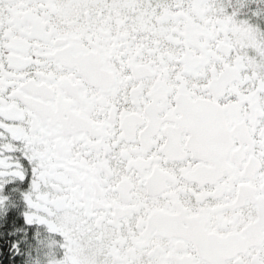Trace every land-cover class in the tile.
I'll list each match as a JSON object with an SVG mask.
<instances>
[{
  "label": "snow or ice",
  "instance_id": "1",
  "mask_svg": "<svg viewBox=\"0 0 264 264\" xmlns=\"http://www.w3.org/2000/svg\"><path fill=\"white\" fill-rule=\"evenodd\" d=\"M250 2L0 0L13 256L44 226L63 249L46 264H264V8L240 18Z\"/></svg>",
  "mask_w": 264,
  "mask_h": 264
},
{
  "label": "flooded vegetation",
  "instance_id": "2",
  "mask_svg": "<svg viewBox=\"0 0 264 264\" xmlns=\"http://www.w3.org/2000/svg\"><path fill=\"white\" fill-rule=\"evenodd\" d=\"M233 2H235V0H233ZM258 8H264V0H252V2H250L246 8L241 9L240 18L251 17L252 10ZM251 18L253 22L258 23L259 27L264 29V19L257 17H251ZM11 184L15 185L16 182L12 181ZM5 187L8 188L9 186L6 185ZM26 190H27V185H21L15 193L17 198V206L14 211H16L17 214H19L20 219H22V217L20 216V212L22 211L23 208V201L22 199L19 198H20V194ZM32 229L34 230L33 241L35 246L32 248L34 252L33 253L32 251L29 252L31 257L35 258L36 260H41L49 257H54L55 259L62 258L63 249L60 247V242L62 238L59 237L58 234L47 233L46 229H44V226H33ZM24 241H25L24 239L21 240L20 248L21 245L24 243Z\"/></svg>",
  "mask_w": 264,
  "mask_h": 264
},
{
  "label": "trees",
  "instance_id": "3",
  "mask_svg": "<svg viewBox=\"0 0 264 264\" xmlns=\"http://www.w3.org/2000/svg\"><path fill=\"white\" fill-rule=\"evenodd\" d=\"M10 217H16L18 220L20 219L19 214L16 211H12L10 213ZM19 227L18 224L14 223H4L3 220H0V233L3 235L0 236V239L4 240V243L0 245V248L3 249V255L0 256V264H35L36 259L31 257L29 252L32 251V248L35 246L33 238L30 239L25 235L24 243L21 245V252L19 255L13 256L8 248L10 247L12 240H17L22 236L20 232H15L13 235L9 236L8 233L12 232L14 228ZM32 233H34L33 229H30ZM24 235V234H23ZM29 255V256H28Z\"/></svg>",
  "mask_w": 264,
  "mask_h": 264
},
{
  "label": "rangeland",
  "instance_id": "4",
  "mask_svg": "<svg viewBox=\"0 0 264 264\" xmlns=\"http://www.w3.org/2000/svg\"><path fill=\"white\" fill-rule=\"evenodd\" d=\"M47 259L48 258H44V259H41L40 261L42 262V264H46Z\"/></svg>",
  "mask_w": 264,
  "mask_h": 264
}]
</instances>
